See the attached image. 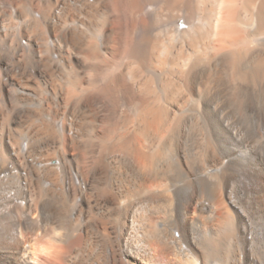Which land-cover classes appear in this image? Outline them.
<instances>
[{
  "label": "bare ground",
  "instance_id": "bare-ground-1",
  "mask_svg": "<svg viewBox=\"0 0 264 264\" xmlns=\"http://www.w3.org/2000/svg\"><path fill=\"white\" fill-rule=\"evenodd\" d=\"M0 264H264V0H0Z\"/></svg>",
  "mask_w": 264,
  "mask_h": 264
}]
</instances>
